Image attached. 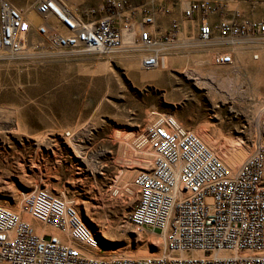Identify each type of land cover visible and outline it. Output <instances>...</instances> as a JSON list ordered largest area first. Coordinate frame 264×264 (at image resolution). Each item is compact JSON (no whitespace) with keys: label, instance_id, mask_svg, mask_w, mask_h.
<instances>
[{"label":"built area","instance_id":"built-area-1","mask_svg":"<svg viewBox=\"0 0 264 264\" xmlns=\"http://www.w3.org/2000/svg\"><path fill=\"white\" fill-rule=\"evenodd\" d=\"M244 2L252 13L264 4L104 0L89 6L35 0L24 10L12 0H0V57L30 50L123 49L135 52L140 68L149 71L159 67L165 54L192 47L218 48L215 61L230 65L235 43L264 45V17L246 16ZM32 13L41 19L37 24ZM150 114L136 146L150 147L154 158L134 176L137 199L128 222L138 230L158 232L162 253L99 254L106 252L101 240L76 205L35 186L21 195L22 211L43 230L0 203V264H264V122L248 142L252 150L232 171L173 114Z\"/></svg>","mask_w":264,"mask_h":264},{"label":"rangeland","instance_id":"rangeland-1","mask_svg":"<svg viewBox=\"0 0 264 264\" xmlns=\"http://www.w3.org/2000/svg\"><path fill=\"white\" fill-rule=\"evenodd\" d=\"M12 1L27 10L35 0ZM242 45L233 46L230 65L215 61L218 48L184 47L149 71L123 49L0 57V123L13 111L31 136L44 137L0 131V203L39 226L22 211L21 195L45 187L76 205L101 240L99 254L162 253L158 232L128 222L132 181L152 160L122 155L120 144L142 132L151 111L171 113L234 171L264 122V46ZM127 168L134 172L118 183Z\"/></svg>","mask_w":264,"mask_h":264},{"label":"bare ground","instance_id":"bare-ground-1","mask_svg":"<svg viewBox=\"0 0 264 264\" xmlns=\"http://www.w3.org/2000/svg\"><path fill=\"white\" fill-rule=\"evenodd\" d=\"M244 3H246V2H244ZM264 6V4H259V7L260 8H262ZM21 9H23V8H21ZM25 10V9H24ZM30 18H31V21L34 23V24H37L38 22H40L41 21V19L37 16V15H35L34 13H32V14H30ZM238 44V46H243L242 44H244V43H235L234 45H237ZM233 45V46H234ZM264 45H261L260 47H255V48H261V47H263ZM234 47H236V46H234ZM233 47V48H234ZM236 54V53H235ZM256 56H257V59H259L260 58V56H259V54H255ZM254 54H253V59L255 60V58H254V56H255ZM167 56H170L169 54H165L162 58H161V60H160V64H161V61H162V59L164 58V57H167ZM139 60V59H138ZM177 60V59H176ZM234 63H236V61L234 62ZM137 64H139V66H140V62L139 63H137ZM159 67H160V65H159ZM158 67V68H159ZM157 68V69H158ZM185 70H187V69H185ZM192 73V72H191ZM204 75V74H203ZM200 82V81H199ZM198 82V83H199ZM203 83H205L204 81H203ZM202 83V84H203ZM2 113V112H1ZM4 113H5V115H6V119L4 120V122L3 123H0V131H3V129L4 128H8L7 130H9L10 132H12V133H21V134H24V135H29V136H31L24 128H22V126H21V124H20V122H19V120H18V118H17V115H16V113L15 112H13V111H9V110H5L4 111ZM146 127V126H145ZM145 127L143 128V130H142V132H144L145 131ZM141 132V133H142ZM140 133V134H141ZM69 135H70V133H69ZM71 136V135H70ZM69 136V137H70ZM31 137H33V138H36L37 140H38V142H40L41 143V141H42V139L44 138V137H42L41 135H32ZM201 138V137H200ZM202 139V138H201ZM137 137L136 138H134V139H132L131 141H129V142H121V144H120V151H121V154L122 155H130L131 154V152L132 151H134V153H135V155L136 156H138L141 160H145V161H151L153 158H154V153H153V151H152V149L150 148V147H137L136 146V143H137ZM202 141H203V139H202ZM43 142V141H42ZM204 143H205V141H203ZM206 144V143H205ZM207 146H208V144H207ZM209 147V146H208ZM131 148H132V150H131ZM210 148V147H209ZM211 149V148H210ZM212 150V149H211ZM213 151V150H212ZM214 152V151H213ZM215 153V152H214ZM216 154V153H215ZM217 155V154H216ZM218 156V155H217ZM220 159V158H219ZM221 160V159H220ZM147 165H144V166H142V168H144V167H146ZM141 168V169H142ZM140 169V170H141ZM136 171V170H135ZM139 171V170H138ZM134 171H132V170H130V169H124V170H122V172H121V175H120V177H117V178H119V179H116V180H118L119 182L118 183H124V181H125V179L126 178H128L129 176H131L132 175V173H133ZM131 179V178H130ZM121 185V184H120ZM123 185V184H122ZM134 188V187H133ZM130 192V191H129ZM24 193V192H23ZM35 228H36V230H38V231H42L43 230V228H41V225H39V226H35ZM120 254H122V253H120ZM123 255H125V254H123ZM150 255H152L151 253H140L139 255H136V257H142V256H150ZM132 256V255H131Z\"/></svg>","mask_w":264,"mask_h":264},{"label":"crops","instance_id":"crops-1","mask_svg":"<svg viewBox=\"0 0 264 264\" xmlns=\"http://www.w3.org/2000/svg\"><path fill=\"white\" fill-rule=\"evenodd\" d=\"M104 0H69V2L75 4V5H89V6H97L99 4H101ZM242 8L245 12L246 16H249L251 18H262L264 17V8H259L258 10L260 11V13L257 15L256 13H252L250 11V8L248 6V4L243 3ZM260 16V17H259Z\"/></svg>","mask_w":264,"mask_h":264}]
</instances>
